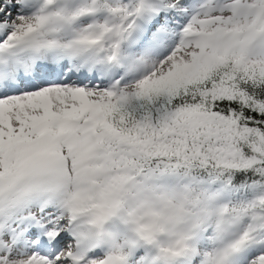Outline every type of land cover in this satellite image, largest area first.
Returning a JSON list of instances; mask_svg holds the SVG:
<instances>
[{"label": "snow or ice", "instance_id": "snow-or-ice-1", "mask_svg": "<svg viewBox=\"0 0 264 264\" xmlns=\"http://www.w3.org/2000/svg\"><path fill=\"white\" fill-rule=\"evenodd\" d=\"M0 264H264V0H0Z\"/></svg>", "mask_w": 264, "mask_h": 264}]
</instances>
